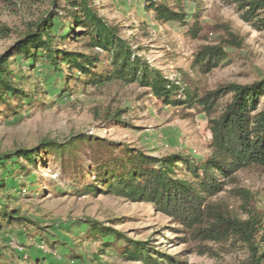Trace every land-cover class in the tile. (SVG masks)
<instances>
[{"label": "rangeland", "instance_id": "374dc122", "mask_svg": "<svg viewBox=\"0 0 264 264\" xmlns=\"http://www.w3.org/2000/svg\"><path fill=\"white\" fill-rule=\"evenodd\" d=\"M91 1L105 20L120 27L121 35L130 38L152 66L181 86L182 74L198 93L219 85H245L264 79V26L258 28L244 20L233 0H157L184 13L188 25L158 22L154 11L146 8L148 0ZM50 6L49 0H0V26L8 29L7 34L0 33V54L9 50L27 24L43 16ZM194 23L199 27L195 38L187 32ZM224 25L243 39L242 47H224L227 62L207 72L199 71L193 63L195 54L202 47L217 45L224 35ZM55 31H62L59 20ZM78 45L68 40L65 48L78 49ZM12 57L26 78L23 89L37 94L22 104L14 98L0 104V154L34 147L42 139L63 143L69 137L85 135L88 140L76 141L72 149L64 151L60 163L53 152H45L37 168L23 159L0 167V201L38 225L14 224L0 229V264H97L96 254H100L101 264H141L122 256L129 241L145 242L176 264L243 263L245 251L230 243L203 242L211 251L199 254L197 242L181 233L150 203L130 202L100 192L80 194L91 179L81 174L95 167L91 159L116 154L124 145L153 156L178 152L198 162L204 160L210 139L204 113L198 108L165 105L136 84L109 82L91 87L83 83V76L81 83L68 81L66 72L57 73L41 54L34 63L21 56ZM105 65L101 55L96 70ZM74 77H78L77 72ZM13 79L19 80L18 76ZM14 106L18 107L16 113L12 112ZM117 110L122 111L117 121L108 118ZM116 145L119 147L115 149ZM235 186L251 193L264 222V173L240 170ZM231 187L212 200L224 201L240 214L241 201L228 192ZM85 219L101 222L124 238L110 237L116 247L100 252L101 242L89 238Z\"/></svg>", "mask_w": 264, "mask_h": 264}, {"label": "trees", "instance_id": "16d2710c", "mask_svg": "<svg viewBox=\"0 0 264 264\" xmlns=\"http://www.w3.org/2000/svg\"><path fill=\"white\" fill-rule=\"evenodd\" d=\"M233 1L244 20L253 22L258 28L264 26V15L261 14L264 0ZM49 2L50 9L27 24V29L10 49L0 54V104L8 103L11 98L22 104V101L36 96L37 93L30 94L23 89L22 82L26 78L17 59L12 56H21L34 63L41 54L57 73L66 72L68 81L81 83L80 76H83V83L91 87L109 82L136 84L165 105L198 108L207 118L210 133L208 155L204 160L198 162L178 152L153 156L124 145L116 154L110 152L91 159L95 167L81 174L83 178L91 179L82 187L80 194L100 192L130 202L150 203L158 212L167 215L181 233L197 242L199 254L211 251L203 242L230 243L245 251L246 258L242 264H264L263 213L254 207L253 197L247 189L235 186L236 173L240 170L255 169L264 173V79L245 85H219L213 90L198 93L185 74H182L184 85L181 86L152 66L130 38L121 35L119 26L99 14L91 0ZM146 8L154 11L155 19L160 23L188 25L184 13L163 2L148 0ZM56 20L61 22L60 33L55 31ZM222 28L224 35L217 45L202 47L195 54L193 63L199 71L207 72L227 62L224 47H242L240 36L225 25ZM7 30L0 26V33L7 34ZM187 32L195 38L199 32L198 25L194 23ZM68 40L79 43V48L66 49ZM101 55L106 65L98 71L96 68ZM74 72L78 77H74ZM14 76L19 80L14 81ZM227 96L228 99L221 102ZM17 108L14 106L12 112L16 113ZM121 113L117 110L108 118L117 121ZM188 115L192 113H186ZM78 140L88 139L85 135L69 137L63 143L42 139L34 147L1 153L0 167L6 168L9 162L23 159L37 168L45 152H53L56 162L60 163L64 151L72 149ZM117 147L119 145L114 148ZM20 169L25 170V167ZM229 185L234 187L228 192L241 201L240 214L234 213L226 202L212 200ZM84 222L88 224L89 238L101 242L100 252L116 247L114 241H109L110 237L115 240L124 238L101 222L91 219ZM14 224L19 227L38 226L0 201V229ZM122 254L126 260L141 264L177 263L168 255H158L140 241H129ZM99 255H95L97 264H101ZM1 257L2 254L0 261Z\"/></svg>", "mask_w": 264, "mask_h": 264}]
</instances>
